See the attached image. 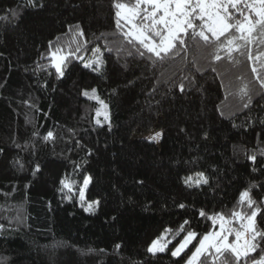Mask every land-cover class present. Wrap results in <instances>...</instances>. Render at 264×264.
<instances>
[{
    "label": "trees",
    "instance_id": "16d2710c",
    "mask_svg": "<svg viewBox=\"0 0 264 264\" xmlns=\"http://www.w3.org/2000/svg\"><path fill=\"white\" fill-rule=\"evenodd\" d=\"M129 2L0 0V264H186L219 229L211 217L251 212L237 207L245 190L264 232V88L250 62L213 61L192 40L159 60L117 28L114 5ZM96 56L99 71L84 66ZM153 129L160 141L138 136ZM197 173L209 183L185 184ZM189 231L196 239L172 256ZM163 233L165 250L150 252Z\"/></svg>",
    "mask_w": 264,
    "mask_h": 264
},
{
    "label": "snow or ice",
    "instance_id": "6c2138e0",
    "mask_svg": "<svg viewBox=\"0 0 264 264\" xmlns=\"http://www.w3.org/2000/svg\"><path fill=\"white\" fill-rule=\"evenodd\" d=\"M28 2L29 5L36 6L35 0ZM114 7L117 9V28L126 27L127 31L123 34L128 38V42L138 44L151 56L163 60L170 53L175 55L187 48V40H192L197 46L202 42L205 46H211L210 55L213 61L227 59L234 65H240L242 61L239 58L242 57L250 62L254 79L264 88V0H130L129 3H116ZM144 54L140 52L141 56ZM53 55L55 56V53ZM64 59L65 57H59L58 61ZM102 63L98 56L96 60L84 66L91 68L92 64H96L94 71H99ZM55 68L62 76L60 62L55 64ZM239 79L242 84L240 94L247 95L249 86L243 83V77ZM179 88L183 91L184 85L181 84ZM84 95L88 96L89 93L85 91ZM91 97L99 99L95 89H92ZM100 103L107 108L103 101ZM99 115L98 111L97 116ZM105 119H108L107 115ZM97 123L100 121L97 120ZM161 135L162 133L157 132L151 139L158 141ZM48 136L51 137L52 133L49 132ZM249 158L253 161L256 159L255 155ZM89 180L90 177L85 178L84 188ZM184 182L190 187L209 183L203 173H197L196 179L189 176ZM62 183L69 187L66 181ZM80 199L84 200L83 189L80 191ZM256 203L250 190H245L240 194L237 207L242 209L246 205L251 209L250 213L232 210L227 217L224 213L211 217L214 224L219 223V231L203 235L187 264H197L201 256L212 258L215 264L225 253L228 255L221 264H264V255L257 258V248L260 245L256 241L258 238L264 241V232L259 231L256 226V217L261 212L259 206L253 207ZM98 204L99 201H94L86 210H94V205ZM200 215L204 216L205 213L201 211ZM234 221L240 222L238 228L231 226ZM187 223L188 221H185V224ZM183 230L184 226L181 225L180 231ZM233 235L235 239L229 242V237ZM196 236L194 231L187 232L171 255L179 256ZM166 247V244L160 245L158 239L148 250L152 253L163 252Z\"/></svg>",
    "mask_w": 264,
    "mask_h": 264
},
{
    "label": "rangeland",
    "instance_id": "374dc122",
    "mask_svg": "<svg viewBox=\"0 0 264 264\" xmlns=\"http://www.w3.org/2000/svg\"><path fill=\"white\" fill-rule=\"evenodd\" d=\"M59 57H64L63 55H60V54H55V56H54V64H56L57 62H60L61 63V69H62V71L64 72V69H63V63H64V60L63 61H58V58ZM96 58H97V56L96 57H91V58H87V59H84V61H83V63L84 64H88V63H91V62H93L94 60H96ZM96 64H92V66H95ZM89 93V92H88ZM90 98H91V94H89L88 95ZM157 132H160V133H162V130L161 129H153V130H151V131H149V132H146V133H143V134H139L138 136H140L141 138H144V139H148V140H152L151 139V137L152 136H154ZM161 137H162V135H161ZM161 137L159 138V140L158 141H160L161 140ZM154 141V140H153ZM157 142V141H156ZM83 191H84V200L83 201H81V199H80V193H79V199H80V203H81V205L84 207V209L86 210L87 208H88V205L89 204H91V203H93V202H91V201H88L87 199H86V196H85V190H86V188H84V186H83ZM97 207V205H94V209ZM86 211H88V212H90V211H93V210H86ZM219 228H220V225H219ZM215 231H219V229H217V230H215ZM231 237V236H230ZM230 237H229V242H232L233 240H231L230 239ZM160 240V245H163V244H168L167 243V240H166V233H163L160 237H158V238H156L154 241H156V240ZM153 241V242H154ZM153 242L151 243V245L153 244ZM150 245V246H151ZM159 246V245H158ZM201 258V257H200ZM199 258V259H200ZM199 261V260H198ZM197 261V262H198ZM187 264V263H186Z\"/></svg>",
    "mask_w": 264,
    "mask_h": 264
}]
</instances>
